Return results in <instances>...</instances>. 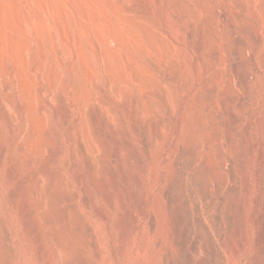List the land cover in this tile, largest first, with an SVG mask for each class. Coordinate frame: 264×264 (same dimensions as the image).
Masks as SVG:
<instances>
[{
    "label": "rangeland",
    "instance_id": "obj_1",
    "mask_svg": "<svg viewBox=\"0 0 264 264\" xmlns=\"http://www.w3.org/2000/svg\"><path fill=\"white\" fill-rule=\"evenodd\" d=\"M0 264H264V0H0Z\"/></svg>",
    "mask_w": 264,
    "mask_h": 264
},
{
    "label": "bare ground",
    "instance_id": "obj_2",
    "mask_svg": "<svg viewBox=\"0 0 264 264\" xmlns=\"http://www.w3.org/2000/svg\"><path fill=\"white\" fill-rule=\"evenodd\" d=\"M18 162L20 163V161H18ZM19 163H18V164H19ZM21 164H22V163H21ZM21 164H20V165H21ZM16 165H17V164H16ZM16 165H15V167L18 166V165H17V166H16ZM17 169H18V168H17ZM17 169H16V170H17ZM14 171H15V170H14ZM19 171H20V170H19ZM20 172H21V171H20ZM17 173H18V172H17ZM17 173H16L15 175H18ZM12 174H13V173H12ZM19 174H21V173H19ZM13 176H14V175H13ZM14 178H15V177H14ZM16 179H17V178H16ZM41 215H42V214H41ZM42 218H43V217H42ZM36 228H37V227H36ZM37 229H38V228H37ZM38 242H39V241H38ZM38 242H37V243H38ZM38 245H39V244H38ZM39 246H40V245H39ZM45 248H46V247H45ZM41 250H42V249H41ZM40 255H41V254H40Z\"/></svg>",
    "mask_w": 264,
    "mask_h": 264
}]
</instances>
